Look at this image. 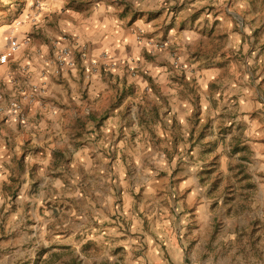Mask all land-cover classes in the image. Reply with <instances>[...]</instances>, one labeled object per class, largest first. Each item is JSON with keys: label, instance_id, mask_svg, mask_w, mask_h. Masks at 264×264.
Masks as SVG:
<instances>
[{"label": "rangeland", "instance_id": "1", "mask_svg": "<svg viewBox=\"0 0 264 264\" xmlns=\"http://www.w3.org/2000/svg\"><path fill=\"white\" fill-rule=\"evenodd\" d=\"M220 2L199 13L212 14L218 7L229 24L224 23L217 43L211 40L210 50L198 47L191 53L196 63L205 66H198L199 70L212 66L221 70L211 88L216 94L210 95L207 106L197 100L193 123L199 126L194 132L200 142L195 161L200 180L184 174L194 161L184 160L177 138L173 147L153 133L151 140L145 139L130 131L133 122L127 117L118 133V147L99 150L101 157L92 158L89 170L68 153L67 160L60 155L53 158L52 176L62 174L57 170L65 173L66 188L58 197V210L48 216L52 219L48 228L40 225L39 236L34 222L40 220L32 213L27 211L16 224L10 218L14 213L0 209V259L9 254L14 255L10 264H134L148 262L159 247L166 251L174 244L192 255L194 263L264 264V160L251 145H241L244 140L251 144L258 140L252 136L256 125L264 130L260 94L264 92V0ZM38 8L36 0H0V56L12 40L23 42L21 30L34 25ZM131 73L137 76V68ZM232 84L242 95H229ZM246 92L256 95L249 103L258 110L245 112ZM147 118L138 111L141 124ZM71 144L74 152L83 148L82 142ZM151 151L163 154L164 161L160 156L147 157ZM34 188L30 191L35 195L46 191ZM48 217L41 213V218ZM55 236L66 237L70 246H59Z\"/></svg>", "mask_w": 264, "mask_h": 264}, {"label": "crops", "instance_id": "2", "mask_svg": "<svg viewBox=\"0 0 264 264\" xmlns=\"http://www.w3.org/2000/svg\"><path fill=\"white\" fill-rule=\"evenodd\" d=\"M36 1V22L25 25L20 33L28 44L16 53L11 66L0 65L4 93L0 107L6 108L13 100L21 101L27 117L26 124L20 125L0 112V209L7 207L6 211L14 213L10 218L16 224L27 211L32 213L40 220L34 222L36 237L39 236L40 225L43 223V230L48 228L52 222L48 216L58 210V197L66 188L65 173L57 170L62 174L52 176L53 158L60 155L67 160L68 153L89 170L92 158L101 157L99 150L110 145L118 147V133L127 117L133 122L130 131L145 139L151 140L153 133L173 147L177 138L184 160L194 161L184 174L198 179L201 171L195 161L200 155V142L195 139L194 129L199 126L193 123L197 100L199 105L207 106L210 95L216 94L211 88L221 70L212 65L199 70L198 66H205L196 63L191 53L198 47L210 50L211 40L217 43L215 38L224 23L229 24L227 14L219 12L218 7L212 14L199 13L207 5L216 7L220 0ZM31 14L32 11L28 13ZM139 35L143 36L141 41ZM148 40L166 43V49L149 50ZM240 45L243 47L242 38ZM64 51L70 53L67 62L72 65L64 61ZM134 68L137 76L131 73ZM245 78L248 81V73ZM232 85L229 95H242L240 88ZM34 88V100L25 101L22 94L30 95ZM244 88L242 92L248 89ZM259 93L256 95H264ZM256 95L245 93V112L258 110L249 103L250 97ZM138 111L148 116L146 122L137 120ZM252 136H257L255 143L244 140L241 145H251L254 154L264 160V130L260 125H256ZM76 141L82 142L83 148L74 152L71 142ZM146 156H160L164 161L163 154L153 151ZM34 186L35 191L42 189L45 193L35 195L30 191ZM41 213L48 220L41 218ZM54 241L59 246H70L64 236H55ZM160 249L150 261L139 263L206 264L194 263L192 255L179 251L174 244L170 250ZM13 256L3 255L1 264H10Z\"/></svg>", "mask_w": 264, "mask_h": 264}, {"label": "built area", "instance_id": "3", "mask_svg": "<svg viewBox=\"0 0 264 264\" xmlns=\"http://www.w3.org/2000/svg\"><path fill=\"white\" fill-rule=\"evenodd\" d=\"M138 37H139L140 41H141V37L143 38V36H141V35H139ZM27 44H28V41H24V42L20 43L18 40H12L8 49L0 56V63L2 65L8 64L12 59H14L16 53L20 50L22 45L24 46ZM146 45H147V48L149 50H164V49H166V43H157L153 40L146 41ZM63 56L65 58L64 61L66 63H69V62H67V59L70 56V53L68 51H64ZM105 56L107 57V55H105ZM68 65H72V63H69ZM105 67L107 68L108 65L106 64ZM134 70H135V68L133 69V71ZM36 90L37 89L34 88V90L32 91V93L30 95L23 93L22 98L25 101L32 102L34 100V95L36 94ZM0 112L2 114H4L5 117L14 118L20 125H25L27 122L26 113L24 111V107H23V104L21 101L13 100L6 108L0 107Z\"/></svg>", "mask_w": 264, "mask_h": 264}]
</instances>
